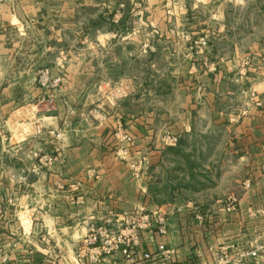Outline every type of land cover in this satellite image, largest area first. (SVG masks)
<instances>
[{
    "label": "crops",
    "instance_id": "obj_1",
    "mask_svg": "<svg viewBox=\"0 0 264 264\" xmlns=\"http://www.w3.org/2000/svg\"><path fill=\"white\" fill-rule=\"evenodd\" d=\"M181 1L187 8L189 0ZM195 1L206 8L198 18L201 29L184 31L181 39L177 33V39L184 62L197 73L194 82L203 90L194 109H161L142 103L144 95L132 90L143 82L125 75L130 36L122 28L125 0L113 2L118 13L110 10V0H2L0 69L14 68L12 54L25 49L35 61L41 58L45 66L56 68L62 81L54 90L38 91L37 102L30 104L29 99L20 108L15 107L20 98L0 95V133H10L0 136V147L14 154L0 163V264H162L161 245L170 254L167 264H264L263 255L242 257L264 243V26L255 41L254 28L248 27L250 46L241 50L238 40H232L234 33L225 24L230 18L223 10L231 5L236 11H249L260 5L246 18L251 24L255 17L264 20V0ZM85 10L93 13L86 16ZM186 11L183 18L193 20L196 13L189 7ZM169 33L166 39L174 40V33ZM149 48L153 54L160 49L157 43ZM240 53L247 60L250 107L241 115L226 114L217 108L218 86L240 75ZM32 61L30 68L41 67ZM188 70L186 76L192 79ZM159 91L156 87L148 96L170 99L169 93ZM224 118L232 165L226 195L236 199L231 211L217 199L222 194L211 205L185 202L173 176L154 172L168 149L165 136L176 137L180 144L196 134L194 124L202 120L200 134L210 135L220 127L216 120ZM15 125L18 140H13ZM25 128L36 134L22 132ZM117 133L128 134L130 141L115 139ZM33 137H38L37 148L54 149L59 161L30 176L32 163L24 156L22 175L13 176L5 161L17 158ZM125 146L127 156L118 151ZM146 163L149 172L141 167ZM137 165L138 173L133 171ZM155 211L166 214L165 236L155 229L142 230L128 254L116 251L98 263L89 262V250L81 244L89 224L119 232L132 217Z\"/></svg>",
    "mask_w": 264,
    "mask_h": 264
},
{
    "label": "rangeland",
    "instance_id": "obj_2",
    "mask_svg": "<svg viewBox=\"0 0 264 264\" xmlns=\"http://www.w3.org/2000/svg\"><path fill=\"white\" fill-rule=\"evenodd\" d=\"M115 1L117 0H110V10L113 13H118L115 12L118 10V6L115 5L114 7L112 5ZM124 4L125 5L121 7V11L122 9L125 10L122 28L126 29L130 34L126 41L127 59L124 69L125 75L128 78H136L138 83L143 82L142 86L133 88L132 92L144 95L142 103L154 108L159 107L162 109L174 106L177 109L179 106L182 108V106L189 105L190 108L194 109L198 105L203 88H201L202 86L198 84L197 81L194 82L193 76L197 75V73L196 71H192V64L189 66L188 62H184V55L180 52L182 42L179 43L177 33L180 35L181 39L184 31L186 32L190 29V31L198 32V30L201 29L202 23L198 18L206 14V8H202L195 0H189L187 8L189 7L193 13H196V15L193 16L194 19L189 20L188 16H184L183 18V14H188L186 13L188 11H186L187 8L181 0H125ZM259 6L258 4L252 6L249 11L240 9L236 11L234 10V6L231 8V5L229 7L223 6V10L228 13V18H230L225 24L232 30V33H234L231 36L232 40H238L241 50H245L250 46L246 36L248 27L250 30L252 26L256 33V38L253 37L252 41H255L259 34H262L264 20L255 17V21L251 24L249 23L250 20H248L252 17L253 9L256 10ZM83 13L88 16L93 12L85 10L82 14ZM247 16L248 21L246 20ZM210 26L211 28L213 27V25ZM80 28L82 27L80 26ZM93 28H95V26ZM169 31L174 33V40L166 39L168 34L170 35ZM31 40L33 41V38ZM166 41L170 42L169 44L167 42L169 46L168 49L167 45L164 44ZM156 43L159 45V51L156 54L149 53V46ZM136 45H139L140 51L138 50V53L134 55V48L137 47ZM144 45H147V47H144ZM174 48L176 52H179L173 54L171 50ZM243 54L240 53V59L238 61V71H240V75L230 78L232 81H224L218 86L220 101H218L217 108L218 110L224 111L226 114L241 115L250 107V103L248 102V91L250 90L245 79L247 74V60L246 56H242ZM9 55L11 54L9 53ZM12 55L16 60L15 67L7 68L5 67L6 65H4V68L0 69V77L4 78V83L0 85V95H11L20 98V101H17V104H15V107L17 106V108H20L24 105L22 103H25V101L29 99L32 100L30 104L37 102L38 91H41V93L43 91H48L42 89L37 82L39 73L42 69H49L52 76H56L57 74L55 73L57 72L55 71L56 68H52V70L51 67L45 66L43 59L37 58V61H35L32 56L33 54L25 52V49L15 52ZM52 57H54V54ZM32 59L34 60L32 61L33 63H38L41 67L30 68L28 62ZM47 59L51 60L52 58L48 56ZM39 60L40 62H38ZM188 68L192 71V79H188L186 76L189 74ZM59 75L62 76L60 73ZM240 77L244 79L241 80ZM161 81V84L156 85ZM156 87L159 88L161 94L166 95L169 93L170 99L165 101L151 100V97L148 95ZM223 120H216L217 126L220 127L215 129L210 135L200 134V130L204 129L205 123L203 120L197 121L194 124L196 134L180 144L176 138L174 144L168 147L166 146L168 149L164 150L162 163L159 164L156 169L157 171H154L155 176H168L169 178L173 176L171 180L175 182L176 185L179 182V188L182 191L181 199L185 202L211 205L214 203L213 199L215 200L216 196L222 194L224 196L217 199H220L226 207L230 205L233 199L236 204L235 198H228V194L226 195L227 192H230L232 165L230 163L231 151L226 147L230 140L229 134L225 131L227 122L225 118ZM13 129L14 132L17 131L13 140H18L20 134L18 125H15ZM25 131L30 136L36 134L34 129L30 130L25 128L22 130V132ZM0 136L7 137L10 136V133L6 131L4 134L0 133ZM31 140L30 146L19 150V156L17 158L9 157L10 160L5 161V164L7 163L6 165L9 166L12 171L13 176L22 175V158L24 156L29 157L32 163V167H30V176H34L33 171L39 167L45 169L55 164V162L43 159L44 156H58L54 149L37 148L39 143L38 137H33ZM11 152L12 151L8 148L3 149L0 147V163L4 162V157L8 154L14 155ZM136 167L137 170L135 171L133 168V171L138 173L140 171L139 165ZM141 167L145 169V172H149L150 164L146 163ZM24 172L26 174V171ZM182 176L184 177L181 179Z\"/></svg>",
    "mask_w": 264,
    "mask_h": 264
},
{
    "label": "built area",
    "instance_id": "obj_3",
    "mask_svg": "<svg viewBox=\"0 0 264 264\" xmlns=\"http://www.w3.org/2000/svg\"><path fill=\"white\" fill-rule=\"evenodd\" d=\"M2 0H0V3ZM205 43L202 42V45ZM147 47V45H144ZM150 47V46H149ZM61 76H52L49 69H42L38 76V85L42 89L54 90L61 85ZM55 137L57 139L61 138L59 133H56ZM115 139L124 141L128 143L130 137L126 133L115 134ZM163 142L166 146H170L176 142V137L165 136ZM123 156L128 155V148L120 147L118 150ZM44 160L58 162L59 157H43ZM235 206V200L233 199L227 210L231 211ZM155 231L161 235L165 236L168 232L167 218L166 214L160 211H155L151 214H141L136 217H132L130 224L123 228L121 231H116L113 229L106 228L104 226H97L95 224H89L88 232L86 236L82 239V247L89 250L87 258L90 263H98L100 259L105 255H110L116 251H120L123 254H128L129 250L136 245L139 232L142 230ZM159 251L163 254L164 262L162 264H167L170 258L169 252L164 248L163 245L159 246ZM259 255L264 256V243L256 244L249 252L242 255V257L256 258ZM81 256V255H79ZM222 259H219L221 262Z\"/></svg>",
    "mask_w": 264,
    "mask_h": 264
}]
</instances>
